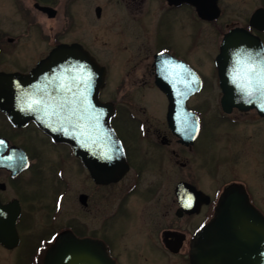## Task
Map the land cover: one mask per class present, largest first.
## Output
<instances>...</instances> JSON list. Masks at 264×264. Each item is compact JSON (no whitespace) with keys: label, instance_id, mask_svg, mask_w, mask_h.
I'll return each mask as SVG.
<instances>
[{"label":"flooded vegetation","instance_id":"af4514ba","mask_svg":"<svg viewBox=\"0 0 264 264\" xmlns=\"http://www.w3.org/2000/svg\"><path fill=\"white\" fill-rule=\"evenodd\" d=\"M201 5L207 10L212 8L208 13L217 16L201 17L197 5L188 0H0V22L7 24L0 26V73L27 74L55 48L75 43L104 66L106 83L100 91L103 95L110 90L108 74L115 73L114 70L123 73L124 69L117 66L122 67L123 62L126 65L128 54L146 64L140 77L129 82L134 88L126 102L115 96V91L107 93L111 94L108 97H99L114 111L110 124L127 164L117 180L94 179L85 159L76 156L69 144L54 141L32 119L24 118L14 124L0 110V138L6 139L9 146L23 149L29 160L27 169L14 174L0 166L3 212L8 210L10 213L5 214L13 216L14 206H18L15 227L19 242L12 249L0 245L3 249L21 248L25 237L31 234L26 260L28 264H40L54 235L70 230L79 237L102 241L117 264H135L120 247L135 253L137 260L143 254L148 264H190L192 238L213 216L226 188L242 186L250 202L264 214L256 190L238 171L239 157L232 152L238 136L230 128L256 127L251 138L259 142L261 129L257 126L264 125V116L254 109L222 111L216 61L223 35L235 26L258 36L264 45V31L249 24L254 11L264 8V0H257L249 12L244 7L240 9L239 22L231 19L226 0H204ZM82 24L90 25L86 38H80L81 31L74 27ZM206 27L217 34V44L207 45L203 41ZM154 32L164 33L170 42L163 39L160 46H155L151 38ZM99 36H104V40L98 41ZM198 37L204 55L197 49ZM123 44L130 49H124ZM145 47L152 49L146 62ZM69 63L63 64L69 68ZM208 64L209 70L204 71ZM158 75L170 92L199 87L184 100L195 114L196 130L193 116L176 119L178 129L170 127L167 116L170 98L157 85ZM121 84L126 85L118 81L114 89ZM152 92H157L163 102L160 122L153 126L134 106L139 99L148 108L154 105L157 99ZM213 116L229 128L219 131L225 138V151L214 148L213 126L217 123ZM214 149L222 154L223 160L210 159ZM38 154L45 156L44 164ZM96 159L97 168L112 167L111 155H98ZM186 168L189 171L182 173ZM213 172L219 173L217 182ZM42 176L44 183H39ZM30 184L41 191L34 198L26 195ZM75 189L77 209L71 199Z\"/></svg>","mask_w":264,"mask_h":264},{"label":"water","instance_id":"95a60500","mask_svg":"<svg viewBox=\"0 0 264 264\" xmlns=\"http://www.w3.org/2000/svg\"><path fill=\"white\" fill-rule=\"evenodd\" d=\"M188 1L197 5L201 17L216 16V13H208L212 8L202 7L204 0ZM250 24L264 29V8L253 13ZM251 49L257 53L250 54ZM67 61H70L69 68L63 64ZM217 64L223 110L256 108L264 114V48L261 40L243 28L230 29L220 44ZM104 77V67L86 50L77 44L61 45L28 74L0 73V85L6 86L0 88V98H5L0 102V110L14 124L18 125L24 118L33 119L55 141L68 143L76 156L85 159L94 179L103 182L117 180L125 171L126 164L109 124L113 111L98 99ZM160 79L158 75V86L170 98L169 123L176 129V119L191 117L184 100L197 87L170 92ZM193 125L196 130L195 120ZM7 147V141L0 139V166L5 165L12 173L25 169L28 160L24 150L16 146ZM7 153L13 156V164L8 161L11 158L6 157ZM107 154L112 156V167L103 165L97 168L96 157ZM4 208L0 205V244L13 248L19 240L15 228L18 206H14L13 216L5 214L10 212H3ZM190 263L264 264V215L249 202L242 186L226 188L212 219L195 233ZM41 264L116 263L102 241L62 231L46 249Z\"/></svg>","mask_w":264,"mask_h":264},{"label":"rangeland","instance_id":"374dc122","mask_svg":"<svg viewBox=\"0 0 264 264\" xmlns=\"http://www.w3.org/2000/svg\"><path fill=\"white\" fill-rule=\"evenodd\" d=\"M226 1L229 5L228 12L231 16V19L233 20H238L237 18L239 16L240 9L244 7L249 12L250 9L257 3V0H226ZM164 17L165 16H163L161 19H163ZM1 25L6 26L7 24L0 22V26ZM74 27L81 31L80 38H86L90 32L89 24L74 25ZM97 28L99 29V27ZM210 31H211L210 28L208 27L205 28V30L203 31V41H206L205 44L207 45L209 43L217 44L218 39H219L217 34L215 32L211 33ZM99 35H101V33H99ZM68 37H71V36L68 35ZM181 37H184V36L182 35ZM104 38H105L104 36H99L97 40L103 41ZM151 38L155 46H160L163 39H165L166 42H170L169 41L170 38L169 37L165 38V35L162 32H158V33L154 32ZM197 45H198L197 49L199 53L201 55H204L203 53L204 46L202 45L199 37L197 38ZM122 46L124 49H127V50L130 49L129 47H127L126 44H123ZM143 50L145 51L143 53L144 54L143 61L146 62L147 54H150L152 49L145 47ZM106 54L107 53H105L104 55ZM138 59L139 58H137L136 56H132L131 54H128L126 58V62H127L126 65H123L125 63L123 62L122 67L117 66L120 70L121 68L124 69L123 73H121L119 70H114L115 73L112 72V74H108L107 83H108V87L110 90L108 92L104 91L103 95H100V97H103L104 95L108 97V95H111V94H107V93L115 91L114 95L117 96L118 98H121L123 102H126V98L128 94H130V91H133L131 89L134 88V85L132 86L129 85V82H131L135 78L140 77L139 75L143 73L144 71L143 64L145 63H141L140 59H139L140 62H136ZM134 65H136L137 67H135L134 70H130L134 68ZM203 69L204 71H208L209 64L207 65V67L204 66ZM127 71H130V74L127 73ZM117 76L119 77L117 78ZM119 79H122V80H119ZM118 81H123V83H126V85L121 84L119 88H116L115 90L114 89L115 83ZM140 93L141 92H139V94ZM152 93L154 94L153 96L157 99V101L155 100L156 102L154 105L150 104L151 105L150 108H148L147 104H145V102L140 99L134 103L137 113L142 114L146 118V120H148L151 126L155 124H159L160 122L159 117L161 116L162 109H163L161 107V105H163V102L161 101L160 95L157 92H152ZM211 93L213 95L214 92H211ZM216 94H218V92H216ZM151 107L155 110L154 112ZM248 115L253 116V113H249ZM212 119H214V121L217 123L215 126H213L214 148L219 151L221 150L225 151V143H224L225 138L224 139L222 138L221 136L222 134H220L219 131L223 132L225 131V129H229V128H225V124L219 121L218 119H216L214 116L212 117ZM230 128L233 131L234 136H238V138H235V145L232 150V152L239 157L238 167L240 169H238V171L242 173L243 176L251 182L253 189L256 190V194H257V197H258V200L261 206L264 207V125H261V128L257 126V129H261V133L258 132L260 134V137H259L260 144L257 139H254V137L251 138V135H252L251 131H255L256 127L240 125L238 127H230ZM223 135H225V133ZM253 136H254V133H253ZM215 149L212 150L211 154L209 155L210 159L223 160L222 154L215 151ZM38 155H39V159L41 163L44 164L46 162L45 156L42 154H38ZM188 171H189L188 168L182 169V173L186 174ZM44 172L50 173L49 170H44ZM35 175L36 174H34V176ZM213 176L217 182L219 180V173L213 172ZM43 181H44L43 176L38 179L39 183H44ZM26 190H27L26 195L29 198H34L36 195H39V193L41 192L39 191V189L34 188L33 184H30L29 188H26ZM76 192L77 190L75 189V191L72 192V196H71L75 209L78 208V204L75 200ZM59 222H62V218L60 219ZM120 223H118L117 226L120 227L121 226ZM127 224L128 223H126L123 227H125ZM31 239H32V235L28 234L24 239V245L21 248L16 249V250H6L0 246V264H28L29 262L27 263V260H26V255L28 252L27 245L31 241ZM120 249L130 259H134L135 264H148L147 259L145 258L143 254L139 257L140 259L137 260L138 257L135 255V253L133 254L131 251L122 249L121 247ZM135 256L137 257L136 259H135ZM143 258H145L146 260H144ZM177 264H183V263L181 262Z\"/></svg>","mask_w":264,"mask_h":264}]
</instances>
